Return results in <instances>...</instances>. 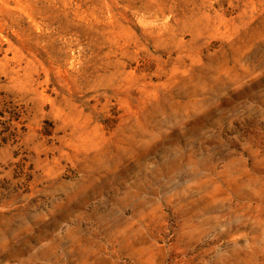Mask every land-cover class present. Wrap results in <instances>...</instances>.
I'll list each match as a JSON object with an SVG mask.
<instances>
[{
	"label": "rangeland",
	"instance_id": "rangeland-1",
	"mask_svg": "<svg viewBox=\"0 0 264 264\" xmlns=\"http://www.w3.org/2000/svg\"><path fill=\"white\" fill-rule=\"evenodd\" d=\"M0 264H264V0H0Z\"/></svg>",
	"mask_w": 264,
	"mask_h": 264
}]
</instances>
